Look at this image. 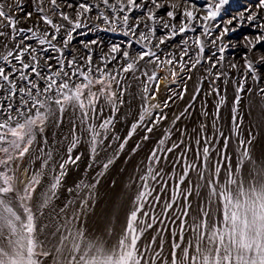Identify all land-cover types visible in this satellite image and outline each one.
Listing matches in <instances>:
<instances>
[{
    "label": "snow or ice",
    "instance_id": "snow-or-ice-1",
    "mask_svg": "<svg viewBox=\"0 0 264 264\" xmlns=\"http://www.w3.org/2000/svg\"><path fill=\"white\" fill-rule=\"evenodd\" d=\"M33 2L37 4L36 11L43 13V7L39 6L43 4V0H33ZM49 2L54 11L59 9L60 5L57 4V0H49ZM227 4L229 0H204L203 4L198 7L194 0H183L182 16L186 18V22L182 20L179 27L174 23L164 21L162 17H157V10L164 7L158 0H139V2L138 0H114V2L85 0L76 6L75 20L65 12L59 13L61 19L67 22L66 25L54 23L47 15L41 16L44 24L53 29L52 33L32 32V29H27L32 32L27 39H35L39 47L25 43L21 39L15 44V51L7 50L6 53H0V153L4 154V158H0V165L10 171L9 163L16 159L22 160L28 155L37 141L38 134L45 132L49 121L56 119L62 123L63 114L69 108L74 113L79 110V123L90 132L92 152L95 153L97 138L101 136V133L96 130L97 127L106 131L113 123L111 118L102 119L98 125L91 123L97 117H103V108L97 110V104L101 98L115 111L119 97L113 90V85L119 86L120 81L128 73L135 75L139 71L140 62L145 61V58H148L146 63H154L157 66L160 63L173 64L175 57L160 62L153 47L159 49L161 44L173 39L178 33L184 34L189 31L195 33L197 29L194 22H200L202 32L190 38L191 43L189 39H184L179 51L180 70L183 71L186 67L188 71L196 69L204 59L202 54L205 51V42L201 37L206 38L211 35L209 22L216 21ZM16 6L20 7V0H16ZM67 6L73 8L72 4ZM169 7L172 10L167 11V17L175 20L176 11L174 10L180 5L171 4ZM256 7L264 9V0H258ZM94 8L98 13L97 20H103L105 24L112 25L119 22L125 29L123 32L125 36L129 34L133 37L137 36V29L143 24L148 32L140 31L135 41L141 44L142 50L135 55H130L128 49L132 47L131 41L126 48L113 44L109 51L101 56L100 63H95L90 47V44L96 43L93 40L90 44L83 45L87 49L86 55L76 51L75 55L67 56L65 51L74 39L73 34L77 29L87 27L86 23H82V19L87 20V14L91 13ZM8 9L5 11V5L0 3V28H10L13 34L18 35L25 30L17 29L19 21L11 14V5H8ZM105 10H110L113 15L109 16ZM134 10L142 11L143 15L136 19L133 25H130V13ZM200 11H205L206 15L198 16L197 13ZM246 11L250 13L247 17L244 13H240L238 17L229 19L226 24L232 25L236 20L242 26L245 19L248 22H254L259 18L258 12L252 13L251 9ZM31 15L32 13H27L28 17ZM157 23H162L164 29L171 30L168 35L158 38L155 45H152V38L155 36L154 25ZM215 26L219 27V24ZM256 27L259 34L254 38L248 36L243 38L246 42L244 47L249 51L255 49L257 45L264 44V23H258ZM109 30L116 31V27L113 26ZM237 30L235 27L225 26L213 43L222 42L225 35ZM5 35L7 33L0 31V37ZM58 36L60 37L59 42H57ZM49 50L57 55L53 57L42 54ZM218 50L223 53L225 46H220ZM185 57H189L187 63ZM53 60L54 63L50 62ZM222 60L223 56H220L219 60L209 64L205 69L209 77H214L212 92L217 95H219V89L215 87V80L226 73H214L213 69ZM113 61H117V66L109 68ZM259 61L264 63V55L259 57ZM230 67L236 68L237 65L231 64ZM244 68L247 73L253 74V79L256 78L253 60L247 55L244 58ZM171 74L175 76L176 72L172 71ZM144 75L149 81L157 79L156 72L151 75L145 72ZM189 79H191L190 76ZM242 90L241 85L237 93ZM148 91L146 86L144 92ZM260 91L264 94V89ZM198 92L199 89H197ZM180 98L183 99V95ZM144 99L147 101L148 97L145 96ZM152 99H155V96H152ZM239 101L240 96L237 94L235 104L238 105ZM119 102L122 103V100ZM224 103L225 99L221 96L216 106L215 116L217 118ZM154 107L156 105H149L144 109V113L139 117L141 122L144 121L149 109ZM232 112L234 114L237 112L235 106ZM203 114L207 115V112ZM179 118V116L176 117L177 120ZM232 120V131L239 135L236 115H233ZM59 123L56 126H59ZM137 127V124L132 125L129 137ZM204 127L206 126L201 128L202 132ZM212 127L214 132L224 136V133L217 129L215 121ZM152 130V128L147 129L148 132ZM144 139L148 137L145 136ZM202 139L205 146L202 152L197 151L196 153L200 161L199 165L185 163L171 199L163 201L160 215L167 217L168 213L174 210L178 199L183 198L181 211L173 218V223L179 221L180 231L179 233L172 232L174 239L171 243L169 258L162 260L161 264H264V164L257 166L252 160L249 149L245 146L250 145L251 140L240 139L237 146L236 163L233 165L232 158L226 154L231 137L224 138L223 148L218 152L219 158L215 163H210L209 145L212 141L206 136H202ZM44 142L47 143L46 138ZM78 142V138L74 136L71 147L68 148L69 154ZM159 144L163 146L165 139L159 140ZM196 144L199 146L201 139H197ZM178 147L179 144H173L166 149H153L149 160L158 163L160 159L157 156L158 151L171 153ZM123 148L122 143L120 149L123 150ZM189 150L185 149V151ZM46 155L47 159H51V153ZM183 156L184 154H181L180 159H183ZM47 159L41 171L34 173L22 189L15 186L14 174L9 175L8 171L0 170V264H49V261L50 264H156L155 260H150L145 255L150 251L149 246L142 247L140 241L144 233L157 223L155 210L151 205L150 210H145V204L147 198L151 197L155 191L147 181L149 177L155 181L160 175L159 172H155L150 165L148 174L141 177L145 181L142 185L143 190L136 195L121 234L115 243L109 245L108 240L101 236L91 235L86 227L85 217L91 210L89 201L93 199L91 190L95 188L94 184L77 185L78 190H89L87 197L81 198L77 207H72L75 201L69 200L60 209V218L55 223L38 225V221L44 216V209L50 207L55 197L56 189L65 175V165L71 157L60 164V175L53 176V182L40 194L39 199L34 200V194L45 174L43 169L47 166ZM249 161L252 167L245 177L244 168ZM111 163L112 161L109 160L103 167L107 169ZM190 171L197 172L198 182L195 185L189 180ZM186 180H188V186L181 191V185H184ZM165 186H162V190ZM203 188H207L206 197L201 195ZM194 192L196 198L201 201L195 209L190 200ZM160 203L161 196H154L153 204ZM46 230L48 231L45 235ZM107 235L111 238L113 231L108 230ZM155 243L156 237H152L150 244ZM160 249L155 253L157 257L161 256L163 241H161Z\"/></svg>",
    "mask_w": 264,
    "mask_h": 264
},
{
    "label": "rangeland",
    "instance_id": "rangeland-1",
    "mask_svg": "<svg viewBox=\"0 0 264 264\" xmlns=\"http://www.w3.org/2000/svg\"><path fill=\"white\" fill-rule=\"evenodd\" d=\"M23 1L24 7L21 11L23 16L29 19H36V17L40 16L41 12L36 11L37 4H34L33 0ZM65 1H63V7H59L55 11L53 10V6L49 4L44 3L39 6L43 7V9L46 8L50 14L53 13V15H47L53 21L60 20L64 24H67L66 21L61 19L59 13L61 11L65 12L75 20L77 4L73 0ZM13 2H16V0H0V3L5 5V11L9 10L8 5L14 4ZM91 2L94 1L91 0ZM158 2L162 3L164 7L157 10V17H162L164 21H168L170 24L174 23L179 27L182 21L179 14L175 16V20H172L167 17V11L172 10L169 7L171 4H179L180 7L176 10L182 15L184 10L183 0H158ZM194 2L199 7L203 4L204 0H194ZM68 4H72L73 8H69ZM257 4L258 0H229V4L224 6L217 20L209 22L211 25V35L206 38L201 37L205 42V51L202 54L204 59L196 69L192 71H188L187 67L183 71L179 69L175 76H172V70H168L169 73H167L165 79H172L162 84L160 77L163 74L159 72L160 69L156 66L150 70L146 69L149 63H146L148 58H145V61L140 62V69L135 75L128 73L120 81L119 86L114 84L113 90L117 92V96L119 100H122V103L118 100L115 111L104 102L103 98L97 104L98 111L103 108V117H97L91 123L98 125L102 119L106 118H111L113 123L106 131L97 127L96 130L101 133V136L97 138L95 153L92 152L90 132L86 131L84 126L79 123V110L74 113L69 108L63 114L62 123H59L56 119L49 121L45 132L38 134L37 141L32 149H30L28 155L22 160L16 159L9 163L10 171L0 165V170L8 171L9 175H15V186L18 189H22L34 173L41 171V167L47 159L46 154L51 153V159H47V166L43 169L45 174L42 177L41 185L37 187L34 194V200H37L40 198V194L53 182L52 177L60 175V164L71 157L65 165V175L61 179L60 186L56 189L55 197H53L50 207L44 209V216L40 218L38 225L55 223L60 218V209L69 200L75 201L72 207H77L80 199L87 197L89 190H78L77 185L94 184L95 188L91 190L93 199L89 201L91 210L88 212L87 217H85L86 227L89 229L91 235L101 236L108 240L109 245L115 243V240L124 228L126 216L133 206L136 195L139 191L143 190L142 185L145 181L141 177L148 174V167L151 165L154 171L159 172L160 175L157 176L155 181L151 177L147 181L155 191L151 197L147 198L145 210H150L149 206L151 205L157 215V223L152 229H148L144 233L140 244L142 247L149 246L150 248V251L145 253L146 257L150 260H155L156 264H161L162 260L169 258L171 243L174 239L172 232L179 233L180 231L178 227L179 221L173 223V218L180 213L183 198L180 197L178 199L177 204L174 205V210L170 211L167 217L160 215L163 201L171 199L178 177L183 172L184 164L195 163L199 165L200 161L197 159L196 153L197 151L202 152V148L205 146L202 136H206L212 141L211 145H209L211 150L210 163H215L219 158L218 152L223 148L224 138L231 137L226 154L232 158L233 165L236 163L237 146L240 139H244L245 141L251 140V144H246L245 146L248 147L252 160L255 161L257 166L264 164V94L260 91L264 89V63L259 61V57L264 55V44L257 45L255 49L249 51L248 48L244 47L246 42L243 39L245 36L254 38L259 34L256 25L264 23V9H258L256 7ZM247 9H251L252 13L258 12L259 18L254 22H248L245 19L242 26L236 20L233 21L232 25L226 24L229 19L238 17L236 15L230 16L229 12L235 11L240 14ZM105 11L109 16L113 15L110 10ZM29 12L32 13L31 17L27 16ZM249 14L248 11H245L244 15L247 17ZM142 15V11L134 10L130 13L129 24L133 25L135 20ZM197 15H206V12L200 11ZM181 17L183 18V16ZM94 24L93 28L103 26L104 36L108 34L109 40L105 39L107 42H103L100 45H98L97 41L95 44H90L91 41L88 39L85 42L82 41L83 43L80 46L74 45L75 47L73 46L69 49V57L75 55L76 51L82 53V55H86L87 49L83 47L85 43L90 44L95 63H100L101 56L107 53L113 44L126 48L131 41L132 47L128 49L129 53L132 52L130 55H135L142 50L141 44H137L135 41L138 39L140 31L148 32V29H145L143 24L137 29V36L135 37L131 34L125 36L123 34L125 30L123 26L105 24L102 21ZM194 24L197 29L195 33L191 31L186 32L184 35L178 37V40L173 45L169 46L166 41L160 45L159 49L153 47V50L172 52L179 60V51L183 46L182 41L189 39L191 43L190 38L202 32L200 22H194ZM217 24H219V27L215 26ZM113 26L116 27V31L109 30ZM225 26L229 28L235 27L238 30L235 32L230 31L223 37L222 42L216 41V43H213V40ZM16 27L19 26L17 25ZM154 27L155 36L152 38V45H155L158 38L168 35L171 30L164 29L162 23H157ZM32 32L37 31L33 30ZM0 38L10 41L8 35ZM34 41L36 40L27 39L24 42L39 47ZM11 42L15 51V44L18 41ZM220 46H225L223 53H220L218 50ZM42 54L53 57L57 55L51 50ZM245 55L253 60L255 79H253L252 73L245 71ZM220 56H223V60L217 64L213 72H224L226 75H222L218 80H215V87L219 89V95H217L215 92H212L214 77H209L205 69L209 64L219 60ZM188 61L189 57H185V62L187 63ZM50 62L54 63L55 61ZM231 64H236L237 67L232 68L230 67ZM113 66H117V61H113L109 65V68ZM145 72L148 75L156 72L157 79L149 81L147 76L144 75ZM189 76L191 79H189ZM157 85H159L158 88ZM241 85L243 90L237 93V89ZM146 86L149 89L147 93L144 92ZM170 87H176L177 89L174 90L170 97L159 100L163 96L161 95L162 91L164 94ZM197 89H199L198 93ZM93 90L95 91L96 89L94 88ZM237 94L240 96L238 105L235 104ZM181 95H183V99L180 98ZM194 95L195 99H193ZM145 96L148 97L147 101L144 99ZM152 96H155V99H152ZM221 96L224 97L225 103L221 106L219 117L217 118L215 116L216 106ZM149 105H156V107L150 108L148 114L145 115L144 121L141 122L139 117ZM234 106L237 108L235 114L232 112ZM205 112H207V115L203 114ZM233 115H236V124L239 125V135L232 131ZM177 116L180 117L178 120L176 119ZM214 121L217 129L224 133L223 137L214 132L212 127ZM57 123H59V126H56ZM133 124H137L138 127L131 137H129L128 134L132 130ZM202 126H206L203 132L201 131ZM74 127L75 131H73ZM148 128H152V132H148ZM74 136L78 138L79 142L69 154L68 148L71 147ZM145 136L148 139L145 140ZM45 138L47 143L44 142ZM161 139H165L163 146L159 144V140ZM197 139H201L199 146L196 144ZM180 141H183V143H180ZM122 143L124 144L123 150L120 149ZM173 144H179V147L173 152H157V156L160 158L158 163L149 160L153 149H166ZM137 145H139L138 148ZM185 149L190 150L185 151ZM181 154H184L183 159H180ZM0 158H4L3 153H0ZM109 160L112 163L105 169L103 165L108 163ZM251 167V161L245 164V177H247V173ZM189 180L192 181L193 185L198 182L196 171L189 172ZM164 185L166 186L162 190V186ZM187 186L188 180L185 181L184 185H181V191ZM156 195L161 196L160 204H153V197ZM201 195L207 196V188L201 189ZM190 200L193 209L201 202L196 198L195 192L190 197ZM191 214L190 212V216ZM189 223H191L190 219ZM108 230L113 231L111 238L107 235ZM47 231H45V235ZM152 237H156L155 244H150ZM161 241H163V250L161 256L157 257L155 253L161 250Z\"/></svg>",
    "mask_w": 264,
    "mask_h": 264
},
{
    "label": "bare ground",
    "instance_id": "bare-ground-1",
    "mask_svg": "<svg viewBox=\"0 0 264 264\" xmlns=\"http://www.w3.org/2000/svg\"><path fill=\"white\" fill-rule=\"evenodd\" d=\"M63 1L66 2L65 0H57V4H59L60 7H63ZM93 1L95 2V0H93ZM73 2L78 5L81 2H85V0H73ZM110 2H114V0H110ZM138 2H139V0H138ZM13 3L14 4H11V6H12L11 14L19 21V23L17 24L19 27H17V29H24L25 31L20 32L18 35H15V34L12 33L10 28H0V31H4L5 33H7L8 39L10 40V41H6L5 39L0 38V52H3V51L6 52L7 50H13L14 51V47H13V44H12L11 41H18L19 42L21 39H23L24 41L27 40V37L31 36V32L27 31V29H32V31L36 30L37 32L38 31L39 32L48 31L49 33L53 32V29L50 26L45 25L44 21L41 19V16L53 15V13L50 14L48 12V10L45 8L44 12L41 13L39 17H36V19H32V18L29 19V18L23 16L22 13H21V11L23 10V7H24V1L20 0V7L19 8L16 6V2H13ZM44 3L52 5L49 2V0H43V4ZM229 10H230V8H229ZM174 11H176V15L179 14L180 19H182V20H184L186 22V19L184 17L182 18L181 17L182 15H180V13H178L177 10H174ZM245 11L246 10L243 11L244 14H245ZM97 14H98L97 10L94 8L91 13L87 14V16H88L87 20H83L82 19V23H86L87 27H82L80 29H77L76 32L73 34L74 35V39L71 42V44L69 45V48L65 51V54L67 56H69V49L71 47H73L74 45L80 46L81 43L85 42V40H87V39L90 40V41H93V40L97 41L98 45H100L103 42H107L109 40L108 34L106 36H104V32L102 30L103 26H96V28L92 27V26L95 25L94 23H100L101 21L103 22V20H97L96 19ZM229 15L230 16H232V15L239 16V13L235 12V11H231V12H229ZM48 17H50V16H48ZM53 22L57 23V24H64L60 20L53 21ZM115 26H122V25L119 22H117L115 24ZM62 32H63V29H62ZM184 34H179L178 33L173 39L167 41L168 45L169 46L173 45L174 42L176 40H178V37H180V36H182ZM59 40H60V37L58 36L57 42H59ZM34 43H37V42L34 41ZM5 45H7V48H5ZM45 47H47V46H45ZM80 54H82V53H80ZM156 54L159 57V61L160 62H163V61H166L168 59H172L173 57H175V59L173 60V64H171V65L160 63L159 66H157V64H154V63L150 64L149 63L148 67L146 68V69L150 70L152 67L156 66L158 69H160L159 72H161L163 74L160 77L161 80H162V84H163V82H165V81L168 82V80L172 79V78L165 79V77L167 76V73H169L168 70H172V71L177 72V70L180 69L179 68V60L176 58L175 55L172 54V52H167L165 50H158V51H156ZM176 89H177L176 87H170V89H168L167 92H164L165 95L163 94V91H162L161 95H163V96L161 98H159V100L160 99L163 100L166 97H170L173 94L174 90H176Z\"/></svg>",
    "mask_w": 264,
    "mask_h": 264
}]
</instances>
